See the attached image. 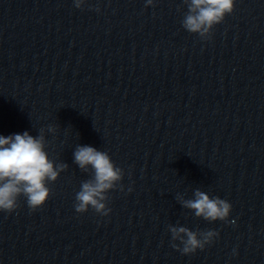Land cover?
Here are the masks:
<instances>
[{
  "label": "clouds",
  "instance_id": "9594fccd",
  "mask_svg": "<svg viewBox=\"0 0 264 264\" xmlns=\"http://www.w3.org/2000/svg\"><path fill=\"white\" fill-rule=\"evenodd\" d=\"M76 8H82L86 0H73ZM187 12L182 26L190 33L198 34L202 39L211 36L214 26L220 24L225 16L234 11L235 0H184ZM153 0H146V6ZM99 11V9H96ZM48 131L56 129L49 126ZM44 130L33 137L28 131L0 135V211L11 213L18 206V198H26L28 206L35 210L42 207L51 191L47 186L55 182L68 165L55 163L46 152ZM74 163L83 171L92 170V178L83 181L76 193L74 208L77 213H85L89 208L107 216L111 209L107 206V193L117 187L123 178V170L117 167L107 152L88 145H78L74 152ZM177 199L184 208L190 209L198 218L206 221H227L232 205L220 197H210L197 189L194 199ZM172 240L179 241L182 247L173 244L182 254H193L197 249L212 243L218 232L207 230L195 232L184 226L169 225Z\"/></svg>",
  "mask_w": 264,
  "mask_h": 264
}]
</instances>
